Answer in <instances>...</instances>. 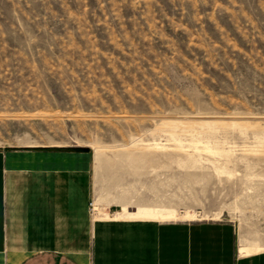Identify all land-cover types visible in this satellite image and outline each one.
I'll return each instance as SVG.
<instances>
[{"label":"rangeland","instance_id":"374dc122","mask_svg":"<svg viewBox=\"0 0 264 264\" xmlns=\"http://www.w3.org/2000/svg\"><path fill=\"white\" fill-rule=\"evenodd\" d=\"M7 151L87 153L91 223L228 224L264 247V0H0Z\"/></svg>","mask_w":264,"mask_h":264},{"label":"crops","instance_id":"0c3cea01","mask_svg":"<svg viewBox=\"0 0 264 264\" xmlns=\"http://www.w3.org/2000/svg\"><path fill=\"white\" fill-rule=\"evenodd\" d=\"M87 163L83 152H0V264H92L93 235L94 264H264L228 224L91 223Z\"/></svg>","mask_w":264,"mask_h":264},{"label":"bare ground","instance_id":"6f19581e","mask_svg":"<svg viewBox=\"0 0 264 264\" xmlns=\"http://www.w3.org/2000/svg\"><path fill=\"white\" fill-rule=\"evenodd\" d=\"M168 212L164 211L162 209L158 208H132V207H125L122 206L121 211H119L117 214H115L113 219L118 218H146V219H156L158 218H167ZM257 250H264V247H262L260 244L251 243L248 245H241L239 247V251L241 253L244 252H254Z\"/></svg>","mask_w":264,"mask_h":264}]
</instances>
